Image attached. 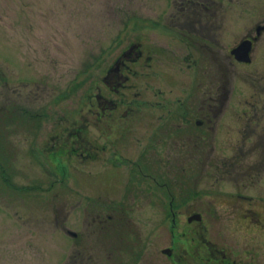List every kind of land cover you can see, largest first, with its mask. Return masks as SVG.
Masks as SVG:
<instances>
[{
	"label": "rangeland",
	"instance_id": "obj_1",
	"mask_svg": "<svg viewBox=\"0 0 264 264\" xmlns=\"http://www.w3.org/2000/svg\"><path fill=\"white\" fill-rule=\"evenodd\" d=\"M192 2L0 0V264H171L162 250L195 228L264 264V30L251 64L228 54L264 0ZM118 59L127 78L105 83ZM112 206L126 220L103 233Z\"/></svg>",
	"mask_w": 264,
	"mask_h": 264
},
{
	"label": "flooded vegetation",
	"instance_id": "obj_2",
	"mask_svg": "<svg viewBox=\"0 0 264 264\" xmlns=\"http://www.w3.org/2000/svg\"><path fill=\"white\" fill-rule=\"evenodd\" d=\"M222 1L223 0H194V2H192L193 4L192 3L191 4L193 6H195V5L199 6L206 11V10L211 9L210 6L214 7V5L219 4V3L221 5ZM255 27H256L255 28V36L250 35L246 38H243L240 41V42L246 41L249 44V49H250L249 54H248L249 60H250L249 62H247V63L238 62L237 60H235V57L231 54V51H232L231 49L238 46L239 44H237L234 47L229 48V51H228L229 57L234 59L238 64L241 63L244 65H249V64H251V62L253 60L251 57V54L253 52V46H254L255 42L257 41V38L260 37L261 31L264 30V25L255 26ZM208 39H209L208 36H202V35L199 37L197 36V38H196V40L198 42V46H200L204 49L203 52L201 53V56L205 55L204 53L206 51H208L209 54L211 53L210 55H211L212 60L217 59L219 57V55L217 56L216 54H220V52L218 50H212L211 41ZM137 47H138L137 45H133L132 47H130L127 51H125L122 54V58L128 56L127 54L130 52H133L135 48L137 49ZM136 49H135V51H137ZM212 53H216V54H212ZM136 54H137L136 59L142 56V54L139 53L138 51L136 52ZM121 59H118L114 63L113 67L107 71L106 75L103 78V81L105 83H107L108 80L111 79V77H115V79L113 80L114 85L115 86H121L122 81H124L127 78L126 76H124V75L122 76L121 74L118 73L121 70V68L123 67V65H122L123 63H122ZM197 59L192 60L193 68H195L196 71H198V68H200L199 67L200 63L197 62ZM210 64H211V66H210L211 70H213V68H215V69L219 68V67H217V65L215 66V63H214V65L212 63H210ZM220 81H223V80H220ZM220 81L219 80H213V82H220ZM195 124H197V122ZM148 168H150L152 171L157 173V175L154 176L153 181H155L156 190L159 192L158 194L160 195L159 197H161V199H163V197H164V192L162 191L163 186L160 184L161 183L160 181H157L158 180L157 176H160V174H159L160 171L157 168H152L150 166H148ZM144 174L141 175L142 178L147 179V176L146 175L144 176ZM174 199H175V195L172 196L171 200H169V203H168L169 204V213H170V216L172 219V223L174 222V219L177 217V215L179 213V211H177L179 209L178 206L181 205L180 202H178V201L176 202L177 199L176 200H174ZM156 200L159 204H161L163 206L162 202L158 198V195H157ZM173 201H175V204ZM111 209L114 211L115 216L112 217L109 215L106 218H103L102 220L99 219V222L102 223L101 226L104 229L103 233H105L108 230V229H105V226H108L109 222L116 221L115 225L117 226L119 224L117 221L122 220V219L126 220L125 216H126L127 212H126V210H124L123 207L119 208L118 212L114 208V206H112ZM163 213H164V215H166L165 210ZM197 215L198 214H193V215L188 216L187 221L189 222L190 219L194 218ZM111 219H113V220H111ZM109 220H111V221H109ZM104 221H106V222H104ZM173 225H174V223H173ZM190 233H193V235L191 236L192 241L189 240V244L186 243V241H184V239H181L182 236L180 238L174 239L175 234L172 233L173 234L172 238L174 240L172 239L173 241L171 242L170 247L162 250V254H165L167 256V259L171 262V264H237L233 260H230L229 258L227 259L226 255L222 254L218 248H215L214 245L212 243H210V241H208V240H206V241L196 240L197 239L195 237L197 234L196 228L192 229L190 231ZM185 234L186 233L184 232L183 235H185ZM71 235L75 236V234H71ZM133 242L135 243L134 239H133ZM134 243H132L134 246L130 245L131 246V248H130V254L131 255H132V249L137 248ZM135 257L136 258H133L131 260V264H136L138 262L137 254H135ZM127 262H128V259H127Z\"/></svg>",
	"mask_w": 264,
	"mask_h": 264
},
{
	"label": "water",
	"instance_id": "obj_3",
	"mask_svg": "<svg viewBox=\"0 0 264 264\" xmlns=\"http://www.w3.org/2000/svg\"><path fill=\"white\" fill-rule=\"evenodd\" d=\"M231 54L235 57V60L238 62H249V44L246 41H242L239 43V45L233 49H231ZM194 218L199 219V215L195 216ZM191 220V219H190Z\"/></svg>",
	"mask_w": 264,
	"mask_h": 264
},
{
	"label": "trees",
	"instance_id": "obj_4",
	"mask_svg": "<svg viewBox=\"0 0 264 264\" xmlns=\"http://www.w3.org/2000/svg\"><path fill=\"white\" fill-rule=\"evenodd\" d=\"M144 169H146L145 171H147L148 173L150 172V175L151 176H156L157 175V173L156 172H154V171H152L150 168H148L147 166L146 167H144ZM153 174V175H152ZM157 178H158V180L157 181H160L162 178H161V176H157ZM161 181H163V182H166V181H164V180H161ZM167 183V182H166ZM167 185H169L168 183H167ZM167 196L168 197H170V200H171V198H172V196H174V194H167ZM187 198V197H186ZM185 198V199H186ZM174 202V204H175V201H173Z\"/></svg>",
	"mask_w": 264,
	"mask_h": 264
}]
</instances>
